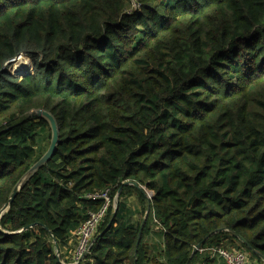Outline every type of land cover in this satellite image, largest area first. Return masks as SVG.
I'll return each instance as SVG.
<instances>
[{"label": "trees", "instance_id": "1", "mask_svg": "<svg viewBox=\"0 0 264 264\" xmlns=\"http://www.w3.org/2000/svg\"><path fill=\"white\" fill-rule=\"evenodd\" d=\"M134 1L0 0V209L48 149L37 111L59 128L1 218L16 233L0 231V264H220L194 252L203 241L264 264V0H137L128 13ZM18 56L31 67L12 72ZM107 187L119 210L73 263L63 249L103 203L87 194Z\"/></svg>", "mask_w": 264, "mask_h": 264}, {"label": "built area", "instance_id": "2", "mask_svg": "<svg viewBox=\"0 0 264 264\" xmlns=\"http://www.w3.org/2000/svg\"><path fill=\"white\" fill-rule=\"evenodd\" d=\"M140 7L137 0L133 3V8L128 13H133ZM16 59L12 60L14 63ZM118 196V194H117ZM152 196V195H150ZM87 198L92 200H102L101 207L96 211H91L88 218L82 222L75 231L77 243L73 252V263H78L88 252L100 225L105 220L116 195L112 196L111 187L87 194ZM201 252L208 253L212 258H222L226 264H257L250 257L249 253L239 246H225L213 244L211 246L201 248Z\"/></svg>", "mask_w": 264, "mask_h": 264}, {"label": "water", "instance_id": "3", "mask_svg": "<svg viewBox=\"0 0 264 264\" xmlns=\"http://www.w3.org/2000/svg\"><path fill=\"white\" fill-rule=\"evenodd\" d=\"M19 58L16 57V60ZM37 115L39 117H42L44 118L50 128H51V140H50V145L48 147V149L45 151V153L20 177V179L16 182V184L13 186L12 190H11V193L9 195V198L7 200V202L1 207L0 209V221H1V218L3 217V215L11 208L12 204H13V201L15 199V197L19 194V192L28 184V182L39 172V170L45 166L49 160L54 156L55 152H56V149H57V146H58V143H59V128H58V125H57V122H56V119L55 117L53 116V114H51L49 111H46V110H38L37 111ZM126 184H131V185H134L135 187H137L138 189L142 190L143 192L146 193L147 197L150 199L152 196H148V193L147 191L145 190L144 187H142L140 184H138L137 182H127ZM119 210V193H118V196L116 198V203H115V208H114V216L117 214ZM149 211H150V207L146 213V216H145V219L143 220L142 222V226L140 228V232H139V235H138V243L140 242L141 240V237H142V230H143V227L146 223V220H147V216L149 214ZM113 216V217H114ZM111 222H112V219L110 220V222L108 223L106 229L101 232L100 234H98L96 237H98L99 235H103L109 228V226L111 225ZM35 224L33 225H30V226H27L21 230H19L18 232H24L28 229H30L31 227H33ZM0 231L1 232H4V233H16V232H8V231H5L1 225H0ZM205 241L199 243L196 247H195V250L194 252H196L197 250H200L203 246ZM57 256L58 258H60V254L59 252H57Z\"/></svg>", "mask_w": 264, "mask_h": 264}, {"label": "crops", "instance_id": "4", "mask_svg": "<svg viewBox=\"0 0 264 264\" xmlns=\"http://www.w3.org/2000/svg\"><path fill=\"white\" fill-rule=\"evenodd\" d=\"M127 202H129V204L131 206L130 208L134 212H137L139 210L140 204H139V202L137 200L136 193H134V192L130 193L129 196H127ZM75 231L71 234V238H70V242H69L68 246L63 249V252L65 253V255L68 258H72L73 252H74V249H75V246H76V243H77V237L75 235ZM147 242L150 245L152 244V246L153 245H158L159 249H160L162 247V245H163V234L160 231H158L157 229L153 230L151 232V234L147 237ZM152 252L155 253L154 250H152ZM220 262H221L220 264H226V262L223 261V260H220Z\"/></svg>", "mask_w": 264, "mask_h": 264}, {"label": "rangeland", "instance_id": "5", "mask_svg": "<svg viewBox=\"0 0 264 264\" xmlns=\"http://www.w3.org/2000/svg\"><path fill=\"white\" fill-rule=\"evenodd\" d=\"M22 57H24V56H22ZM21 58V57H20ZM25 59H26V63L24 64V65H21V66H16L17 65V63H18V60L19 59H17V61L15 60V62L13 63V64H11L10 65V68L9 69H11V71L12 72H14V70L15 71H20V69L21 68H23V67H26V66H30L31 67V65H29L30 64V60H29V58L28 57H24ZM23 66V67H22ZM42 132H44V134H43V136H46L47 135V131H42ZM49 143H50V140L48 139V137H46V138H44V140L42 141V148L45 150L46 148H48V146H49ZM148 193V196H150L152 193H150V192H147ZM116 198H117V195H116ZM115 203H116V200L113 202V204H112V207L113 208H115ZM206 255H208V253H205V254H203V256H206ZM209 256V255H208ZM251 258H253L254 259V257L252 256ZM219 259H221V260H223V261H225L224 259H222L221 257L219 258ZM254 261V260H253ZM222 262V261H221ZM255 262V261H254ZM218 263H219V261H218ZM256 263V262H255Z\"/></svg>", "mask_w": 264, "mask_h": 264}, {"label": "bare ground", "instance_id": "6", "mask_svg": "<svg viewBox=\"0 0 264 264\" xmlns=\"http://www.w3.org/2000/svg\"><path fill=\"white\" fill-rule=\"evenodd\" d=\"M21 56V55H20ZM19 60H18V63H17V65L16 66H21V65H24L25 63H26V59L24 58V57H19L18 58ZM17 61V60H16ZM15 62V61H14ZM30 65V64H29ZM23 67V66H22Z\"/></svg>", "mask_w": 264, "mask_h": 264}]
</instances>
